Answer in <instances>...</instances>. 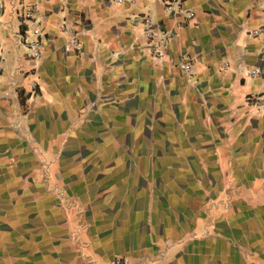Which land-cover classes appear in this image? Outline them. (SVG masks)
I'll use <instances>...</instances> for the list:
<instances>
[{"label": "crops", "instance_id": "1", "mask_svg": "<svg viewBox=\"0 0 264 264\" xmlns=\"http://www.w3.org/2000/svg\"><path fill=\"white\" fill-rule=\"evenodd\" d=\"M0 2V264H264V0Z\"/></svg>", "mask_w": 264, "mask_h": 264}, {"label": "built area", "instance_id": "2", "mask_svg": "<svg viewBox=\"0 0 264 264\" xmlns=\"http://www.w3.org/2000/svg\"><path fill=\"white\" fill-rule=\"evenodd\" d=\"M120 1V0H118ZM165 10L170 14H182L185 20H190L194 16L193 10H185L183 9V0H162ZM3 9V4L0 2V10ZM26 19L30 18V14L24 15ZM262 20L264 21V11L262 13ZM143 35L146 40V47L148 52L150 53L152 58L155 59H164L167 53V47L169 44V40L171 38V33L164 31L158 27L155 21L149 16L143 18L142 22ZM71 33L69 29H66ZM36 32V30H34ZM264 31L263 28H255L252 30L253 35H258L259 33ZM78 39L76 35H72L69 42L64 46L65 49L70 47L74 49H78ZM33 46L31 45V48ZM37 51V50H36ZM179 70L184 73H190L192 65L189 62L181 61L178 65ZM253 76L255 75V71L252 70ZM256 99L252 96L249 97V100ZM255 100V101H256ZM257 102V101H256ZM111 264H128V261L120 256H116L113 258Z\"/></svg>", "mask_w": 264, "mask_h": 264}]
</instances>
